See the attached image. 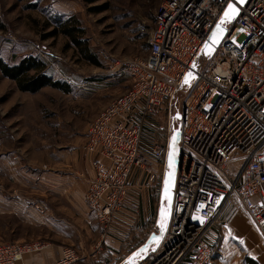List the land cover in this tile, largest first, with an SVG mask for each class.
<instances>
[{"label":"built area","instance_id":"obj_1","mask_svg":"<svg viewBox=\"0 0 264 264\" xmlns=\"http://www.w3.org/2000/svg\"><path fill=\"white\" fill-rule=\"evenodd\" d=\"M232 3L235 0H160L148 54L125 65L131 86L88 124L85 148L97 160L86 204L105 240L125 208L132 171L151 176L154 159H168V141L149 148L153 159L142 150L147 118L162 106L171 118L176 96L194 77L179 113L168 223L119 264L152 240L153 247L138 264H211L212 228L232 197L264 238V0L238 5L239 13L230 23L225 13ZM220 24L227 33L212 57L202 62L201 71L195 72ZM140 101L143 108L138 113ZM237 162L243 164L238 170ZM8 194L0 184V199ZM36 208L46 213L44 205ZM50 246L0 243V264H21L26 255ZM97 251H102V241ZM81 259L74 247L65 246L56 264H78Z\"/></svg>","mask_w":264,"mask_h":264},{"label":"rangeland","instance_id":"obj_2","mask_svg":"<svg viewBox=\"0 0 264 264\" xmlns=\"http://www.w3.org/2000/svg\"><path fill=\"white\" fill-rule=\"evenodd\" d=\"M159 3L160 0H101L88 5L83 0H0V55L11 65L28 56L40 57L46 62L49 75L71 86L70 93L52 87L35 94L26 93L0 72V184L9 193L0 204V243H52L60 228L71 240L64 244L88 257L91 264L113 262L106 255L92 257L98 253L97 242L103 233L97 218L91 212L84 214L77 206L72 210L67 203L62 213L65 215L58 214L62 210L51 201L53 198L47 197L44 188L52 186L47 183L48 178L59 174L56 169L62 160L61 152L72 150L86 135L89 122L131 86V75L125 71V65L148 54V39ZM104 4L109 7L107 11L100 14L90 11L91 7ZM56 14L78 19V26L85 29L82 39L97 57L98 65L84 59L65 35L47 38L51 29L46 26ZM202 59L195 72L201 71ZM193 80L190 76L179 91L169 118L173 156L177 155L181 104ZM159 122L165 123L164 119ZM159 141H164V136ZM242 165L237 162V170ZM174 176L175 169L170 170L168 182ZM19 189L26 195V213L23 216L4 213L14 200L10 193L20 192ZM6 201L9 202L5 204ZM170 202L169 192L163 202L160 227L167 223ZM37 205H44L46 213H40ZM238 210H242L243 216L236 228L232 216ZM149 229L136 228V242L148 233L137 245L145 244ZM250 230L257 234L252 236ZM212 231L215 246L211 264H250L249 259L256 253L264 256V238L236 197L223 207ZM251 237L261 243L255 249L249 245ZM85 241L90 243H82ZM153 245L149 243L124 264H138ZM131 246L132 243H123L122 248L129 250ZM118 263L117 260L114 264Z\"/></svg>","mask_w":264,"mask_h":264},{"label":"crops","instance_id":"obj_3","mask_svg":"<svg viewBox=\"0 0 264 264\" xmlns=\"http://www.w3.org/2000/svg\"><path fill=\"white\" fill-rule=\"evenodd\" d=\"M142 108L143 102L140 101L136 109L137 112L139 113ZM163 119L165 123L160 124L159 121ZM169 122L171 121L169 120L165 106H162L155 114L150 115L147 118L145 131L143 134L142 150L147 154L148 157L153 159L149 148L154 143H161L164 145L167 143L166 140L168 139V143L170 144L168 159H166V161L165 159H154L155 167L151 176L140 171L139 169H134L132 171L129 180V190L125 208L115 217L113 229L110 231V234L106 237V239L103 240L101 237V239L98 240L97 243H100L101 241L104 243V248H102V251L95 255L94 258H98L100 255V257L104 258V255H106L113 260V262L110 264L116 263L117 260L120 263L135 251H133V246L135 243H137L136 228L143 230L146 229V227H150L151 229H149V231L152 233L161 231L167 225L170 209L167 217V223L163 227L159 226L163 202L169 192L171 193L172 200L174 178L170 179V182H168V176L170 170L172 171L175 169L177 159V155L173 156L174 148L171 146L170 141L169 133L171 125ZM163 136L164 141L160 142L159 138H163ZM85 143L86 135L82 138V140L78 141L74 145L72 150L62 151V155L59 157V159H62V162H59L60 164L57 167L58 170L56 169V172L59 174L47 179V183L52 184V186L45 187L44 191L50 192H47V197L53 198L54 200L52 199L51 201L57 203L59 206L58 210H62V212L58 213L60 215H65L62 214L64 213L63 208H65V203L69 204V208L72 210L77 206L84 210V214L85 212H90L86 204V190L88 181L93 179L95 176V163L97 159L94 155L86 150ZM41 180L44 181L45 179L43 178ZM13 192V194L10 193L9 197L13 198L14 200H11L10 202L8 201L9 203L7 201L5 202V204L8 203L9 209L4 211V213L8 215L23 216V214H25L27 211V207L25 206L24 202L26 195H24L23 190H20V192L14 190ZM6 199V197L0 199V204ZM226 204L224 207H226ZM92 215L96 218L93 213ZM241 216H243L242 210H238L232 216L234 219V227L237 228L236 224L238 219H242ZM250 232L252 236H255V231L250 230ZM56 233L54 236L55 238L51 240L52 243H50L51 246L49 248L40 253L26 255L21 264H56V261L61 254V249L64 246H68L64 243H66V241H71L68 239L69 236L64 235L63 229L59 228L56 230ZM147 234L144 237H146ZM143 238H141V240ZM141 240H138V242ZM248 240L250 242V247L254 249L255 246L261 244L257 243V239H253L252 237ZM96 241L97 240H93L92 243H96ZM82 243H90V241H85ZM123 243H132V246L129 250H126V248H122ZM150 243H155V241L152 240ZM258 249L259 248L256 250ZM123 255L126 256L124 257ZM133 256L134 255L131 257ZM253 256L254 257H252V260L256 261L258 264H264V256L262 254L260 255L259 253H256V255ZM81 257L82 259L78 264H91L90 259H87L88 257L82 255ZM120 258H123V260H119Z\"/></svg>","mask_w":264,"mask_h":264},{"label":"trees","instance_id":"obj_4","mask_svg":"<svg viewBox=\"0 0 264 264\" xmlns=\"http://www.w3.org/2000/svg\"><path fill=\"white\" fill-rule=\"evenodd\" d=\"M83 1L88 5H94L101 0ZM108 9V5L104 4L100 6H93L90 8V11L93 14H100ZM78 25L79 21L75 17H67L64 14H56L48 21L46 26L47 29H51V31L47 34V38H56L60 34L65 35L70 40V44L75 49L80 51L84 59L94 65H98L99 62L97 57H94L91 49L87 45V41L82 39V36L85 34V29ZM1 26L2 25H0V27ZM46 66V62L36 56L25 57L18 64L11 65L0 55V72L5 78L15 81L20 91L35 94L46 87H52L64 91L65 93H70L71 86L61 80H55L47 73ZM139 245L140 244L137 245L135 243L133 251L140 247ZM249 262L250 264H258L252 259H249Z\"/></svg>","mask_w":264,"mask_h":264},{"label":"water","instance_id":"obj_5","mask_svg":"<svg viewBox=\"0 0 264 264\" xmlns=\"http://www.w3.org/2000/svg\"><path fill=\"white\" fill-rule=\"evenodd\" d=\"M247 2V0H235V3H232V7L235 8V12H231L230 9H228L227 13L228 15L225 16V20L226 22H230L232 23L235 18L237 17L238 13H239V7L238 5H244ZM227 33V28L220 24L218 25L212 35L209 38L208 43L206 44L200 59H202V62L209 60L212 55L215 53L217 47L219 46V44L221 43L223 37L225 36V34Z\"/></svg>","mask_w":264,"mask_h":264},{"label":"snow or ice","instance_id":"obj_6","mask_svg":"<svg viewBox=\"0 0 264 264\" xmlns=\"http://www.w3.org/2000/svg\"><path fill=\"white\" fill-rule=\"evenodd\" d=\"M228 7H229L231 12H235V8H233L231 4H229ZM225 15L227 16L228 13H225Z\"/></svg>","mask_w":264,"mask_h":264}]
</instances>
